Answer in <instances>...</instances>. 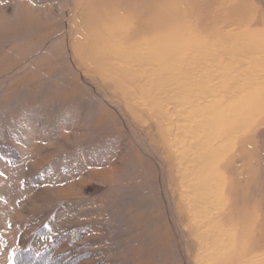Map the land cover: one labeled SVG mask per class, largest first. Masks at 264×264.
<instances>
[{
	"label": "rangeland",
	"instance_id": "374dc122",
	"mask_svg": "<svg viewBox=\"0 0 264 264\" xmlns=\"http://www.w3.org/2000/svg\"><path fill=\"white\" fill-rule=\"evenodd\" d=\"M111 30L171 103L81 64ZM0 264H264V0H0Z\"/></svg>",
	"mask_w": 264,
	"mask_h": 264
},
{
	"label": "bare ground",
	"instance_id": "6f19581e",
	"mask_svg": "<svg viewBox=\"0 0 264 264\" xmlns=\"http://www.w3.org/2000/svg\"><path fill=\"white\" fill-rule=\"evenodd\" d=\"M27 10L29 11L30 7H27ZM157 20L158 26L151 27V32L152 34H155V37L149 43L148 52H151L152 50L158 51L157 49L159 47L168 42V39L166 37H174L177 34V32L170 30L169 27L171 26V24L167 19L163 17L162 12L157 13ZM87 28H89V25L85 24L83 26V31H86ZM113 31H109L110 33L112 32V36L110 35V37L112 38H105L103 37L105 35L100 33L97 34L99 35L97 39L93 43L88 44L89 48H86V52L88 54L87 59H81V64H83L84 66L96 65L94 71L97 72V74H101L103 70H107L123 81L133 82L136 86L141 84L145 85L144 87H140V90H145V94L151 98V102L153 103L157 102V104H159L160 100H162L163 103H171L170 101L173 100V97L168 89L172 87V84L177 87H181V75L179 76V73L175 72L173 74L174 79L172 80V77H170L171 71H168L167 68H165V66L163 65L164 58H162V60L160 59L159 62L157 61L155 64L151 62H141L138 64V67H136L134 63H131L132 61L130 62V60L122 54L123 51L131 49V47L127 45L125 46L121 42L115 43L116 39ZM158 31L160 34L158 33ZM109 32L108 34H110ZM164 33H167L166 35L168 36H166ZM75 54H78V49H75ZM165 62V65H170V63L167 64L166 60ZM169 82H171V85L169 84ZM158 84L163 85L164 87L156 90L154 87H156V85ZM177 158L178 156L176 157V159ZM169 165V169L171 170V172H175L176 174L178 172L181 173V165L177 170L174 169L171 163ZM196 166L197 165H194V167ZM172 180H169L170 187L172 184L174 186L175 183H173ZM175 189H177V187H175L174 189L171 188V191H173L172 194H176ZM179 200L181 201V195L180 199H178L176 203V212L178 214L179 220L181 221V202H179Z\"/></svg>",
	"mask_w": 264,
	"mask_h": 264
}]
</instances>
